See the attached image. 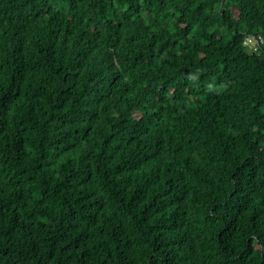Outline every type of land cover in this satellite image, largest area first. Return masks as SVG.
Returning a JSON list of instances; mask_svg holds the SVG:
<instances>
[{
	"label": "trees",
	"instance_id": "1",
	"mask_svg": "<svg viewBox=\"0 0 264 264\" xmlns=\"http://www.w3.org/2000/svg\"><path fill=\"white\" fill-rule=\"evenodd\" d=\"M0 264H264V0H0Z\"/></svg>",
	"mask_w": 264,
	"mask_h": 264
}]
</instances>
